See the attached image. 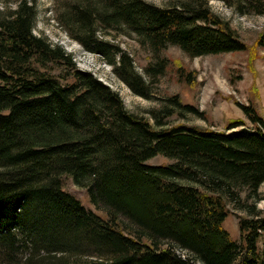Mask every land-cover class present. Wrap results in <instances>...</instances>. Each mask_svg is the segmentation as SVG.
<instances>
[{
  "label": "trees",
  "instance_id": "trees-1",
  "mask_svg": "<svg viewBox=\"0 0 264 264\" xmlns=\"http://www.w3.org/2000/svg\"><path fill=\"white\" fill-rule=\"evenodd\" d=\"M220 1L239 15L264 17V0ZM62 5L57 20L67 35L148 100L168 45L191 57L247 48L207 0ZM35 19L30 0L0 10V264H264V207L257 206L264 200V117L257 108L239 105L250 125L166 126L175 113L205 118L175 94L148 111L151 123L61 44L37 34ZM122 34L151 50L148 80L115 42ZM257 44L264 46V33ZM50 64L62 67L63 80L47 71ZM176 73L195 84V72L180 63ZM156 155L173 162L146 163ZM64 175L104 215L64 190ZM232 210L244 213L237 215L239 241L223 227Z\"/></svg>",
  "mask_w": 264,
  "mask_h": 264
},
{
  "label": "rangeland",
  "instance_id": "rangeland-1",
  "mask_svg": "<svg viewBox=\"0 0 264 264\" xmlns=\"http://www.w3.org/2000/svg\"><path fill=\"white\" fill-rule=\"evenodd\" d=\"M36 7L35 32L46 37L52 43L61 44L70 52L76 64L81 69L90 70L100 80L116 90L123 99L124 105L130 111L146 116L153 123L148 111L158 109L166 103V97L179 95L181 101L196 107L204 113L205 118L187 113L181 116L173 114L165 119L166 126L185 124L202 128L223 130L231 119H242L250 125L248 119L239 107L240 104L254 105L264 117V46L257 44L260 35L264 33V17L255 14L239 15L232 12L220 0H207L213 12L229 21L240 39L246 43L244 51L209 54L191 57L180 48L168 45L160 57L166 60L164 73L157 79H152L151 93L153 98L148 100L134 94L112 70V66L96 54H92L76 40L70 38L57 20L62 3L70 0H30ZM158 6L179 5L184 0H146ZM19 0H0V10L12 9ZM115 41V40H114ZM117 43L127 50L133 58L135 69L143 74V68L154 61L151 50L142 45L133 34H122L116 38ZM180 63L185 70L194 71L195 84L190 85L180 81L176 73V65ZM47 71L60 78L62 67L57 64L47 66ZM61 79V78H60ZM63 80V79H61ZM69 81V80H68ZM173 162L172 159L156 155L146 161L151 165ZM63 188L73 194L88 209L104 215L88 198L86 190L75 185L72 179L62 177ZM264 195V182L259 190ZM244 197L245 193H241ZM259 208L264 207V200L257 202ZM232 208V205L229 204ZM223 221V227L231 238L239 241L238 214L239 210H232ZM258 245L264 249V235ZM198 264V263H197Z\"/></svg>",
  "mask_w": 264,
  "mask_h": 264
}]
</instances>
